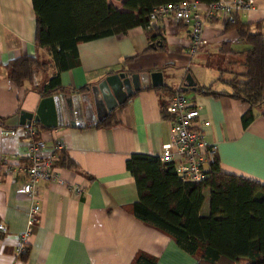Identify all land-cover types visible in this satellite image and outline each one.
<instances>
[{
	"label": "crops",
	"instance_id": "1",
	"mask_svg": "<svg viewBox=\"0 0 264 264\" xmlns=\"http://www.w3.org/2000/svg\"><path fill=\"white\" fill-rule=\"evenodd\" d=\"M238 18L264 36V0H256V8ZM191 28V24L168 19L157 28L161 38L155 41L148 30L138 27L125 35L78 45L79 65L60 74L65 93L85 92L108 74L123 71L140 74L142 88L103 121L109 120L105 126L101 122L44 130V159L51 157L56 142L63 145L52 163L59 178L39 184L40 222L32 229L29 256L22 263L16 250L27 229L32 202L18 190L27 182L28 140L21 132L5 138L2 130L21 131L25 126L20 124L21 112L37 109L43 98L38 88L56 71L37 72L21 85L9 79L8 65L17 58L52 59L36 44L32 0H0V162L4 156L18 157L12 160L18 166L14 171L0 166V221L8 228L0 240V264H132L140 252L156 257L159 264H196L168 236L134 217L132 205L138 201V191L126 168L132 154L162 156L164 145L172 140L165 108L172 95L184 88L188 74L197 90L184 94L200 111L196 127L217 147L221 170L264 183V116L259 114L244 128L247 104L198 92L210 86L217 92L230 90L228 82L245 71L242 52L249 46L236 31L226 28L225 19H216L204 30L205 43L190 57ZM229 48L232 53L224 51ZM196 66H209L212 74L206 76ZM155 72L162 73L159 87L152 85L150 74ZM76 187L82 189L80 194ZM209 213L207 190L201 214Z\"/></svg>",
	"mask_w": 264,
	"mask_h": 264
},
{
	"label": "trees",
	"instance_id": "2",
	"mask_svg": "<svg viewBox=\"0 0 264 264\" xmlns=\"http://www.w3.org/2000/svg\"><path fill=\"white\" fill-rule=\"evenodd\" d=\"M114 1H120L122 8L111 0H32L35 41L48 51L52 61L34 56L17 58L8 65L9 79L21 85L32 80L37 72L55 69L56 73L38 92L42 97L65 93L60 74L79 65V44L145 28L154 8L187 0ZM198 1L209 4L218 0ZM226 28L236 31L239 39L249 46L242 52L245 71L228 82L230 90L217 92L210 86L198 92L247 104L248 110L242 117L243 127L247 128L259 114L264 116V36L259 31L253 32L239 18L227 22ZM157 31V28L148 31L152 41L161 38ZM224 51L233 52L230 48ZM181 92L184 93L183 89ZM108 121L100 126L109 124ZM126 168L138 191V201L132 205L134 217L168 236L196 264H264V183L226 174L218 160L201 182L184 181L173 162L139 153L131 155ZM207 190L210 213L204 216L201 211ZM3 238L0 233V240ZM28 256L29 245L20 256L22 263ZM132 264H159V261L140 252Z\"/></svg>",
	"mask_w": 264,
	"mask_h": 264
},
{
	"label": "built area",
	"instance_id": "3",
	"mask_svg": "<svg viewBox=\"0 0 264 264\" xmlns=\"http://www.w3.org/2000/svg\"><path fill=\"white\" fill-rule=\"evenodd\" d=\"M256 8V0H218L209 4L198 0H187L178 4H167L154 8L149 14V23L144 28L151 30L159 28L168 19L174 22L191 24L189 33L190 45L188 54L193 57L199 48L205 43L203 34L206 26L212 21L225 19V22L233 23L243 12H250ZM166 112L171 123L172 140L164 145L163 154L160 157L163 162H173L178 176L187 182H201L207 177L212 164L217 160V147L206 139L201 127H196V120L200 118V111L187 99L181 91L175 92L167 107ZM44 130L41 125L32 122L25 125L21 131L16 129H3L2 136L17 137L23 135L28 140L29 165L26 168L27 182L19 188V192L26 194L32 202L28 213L26 231L20 236L17 247V255L20 256L28 245V239L35 224L40 222L38 218L42 211L38 200V187L42 181L59 178L58 172L53 169L52 163L57 160V152L63 149L60 142H56L51 157L44 159L46 141L43 138ZM17 155L4 156L0 166L12 172L18 166L12 162ZM80 194L82 189L75 188ZM0 233L8 234L7 226L0 221ZM19 264V263H17Z\"/></svg>",
	"mask_w": 264,
	"mask_h": 264
},
{
	"label": "water",
	"instance_id": "4",
	"mask_svg": "<svg viewBox=\"0 0 264 264\" xmlns=\"http://www.w3.org/2000/svg\"><path fill=\"white\" fill-rule=\"evenodd\" d=\"M152 85H162V73L150 74ZM184 92L196 91V83L191 74L185 79ZM142 88L140 74L123 71L108 74L98 85L87 88L85 92L70 91L43 97L34 112H21L20 124L32 122L48 129L61 126L84 128L88 124L103 122Z\"/></svg>",
	"mask_w": 264,
	"mask_h": 264
},
{
	"label": "rangeland",
	"instance_id": "5",
	"mask_svg": "<svg viewBox=\"0 0 264 264\" xmlns=\"http://www.w3.org/2000/svg\"><path fill=\"white\" fill-rule=\"evenodd\" d=\"M111 3L112 4H114L115 6H117L118 8H122V3L120 2V1H114V0H111ZM196 62H199V58L197 57V59H196ZM228 67H231V66H229V65H227ZM197 68H199L200 70H201V72L204 74V75H210V74H212V73H210V71H211V69L209 68V66H207V67H203V66H199V67H197L196 66V69ZM210 69V70H209ZM224 75L225 77H227V79H229V78H231V77H233L231 74H227V73H219L218 74V76H220V75Z\"/></svg>",
	"mask_w": 264,
	"mask_h": 264
}]
</instances>
